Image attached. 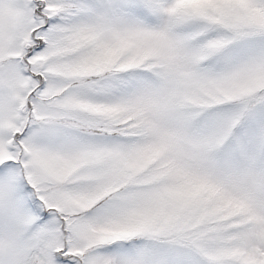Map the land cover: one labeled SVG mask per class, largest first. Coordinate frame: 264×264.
Returning a JSON list of instances; mask_svg holds the SVG:
<instances>
[{
    "label": "snow or ice",
    "instance_id": "1",
    "mask_svg": "<svg viewBox=\"0 0 264 264\" xmlns=\"http://www.w3.org/2000/svg\"><path fill=\"white\" fill-rule=\"evenodd\" d=\"M0 264H264V0H0Z\"/></svg>",
    "mask_w": 264,
    "mask_h": 264
}]
</instances>
